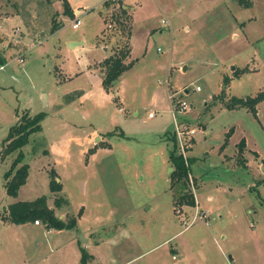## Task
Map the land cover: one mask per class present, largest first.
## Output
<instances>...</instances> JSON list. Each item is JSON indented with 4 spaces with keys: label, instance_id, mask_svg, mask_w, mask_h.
<instances>
[{
    "label": "rangeland",
    "instance_id": "1",
    "mask_svg": "<svg viewBox=\"0 0 264 264\" xmlns=\"http://www.w3.org/2000/svg\"><path fill=\"white\" fill-rule=\"evenodd\" d=\"M71 3L81 11L78 28L64 0H0V264H80L83 251L97 254L94 264H264V102L257 113L213 103L224 77L247 63L227 97L264 90V0L250 8L237 0ZM121 3L131 7L134 64L107 93L95 79L108 53L97 38L124 46ZM56 22L64 26L54 32ZM179 99L188 109L175 117ZM25 111L47 115L23 148L29 176L12 197L5 173L18 152L1 154ZM178 120L198 129L189 152L194 187L185 180L195 206L178 203L181 182L171 187ZM242 140L253 149L244 155ZM52 169L69 200L56 212L77 216V228L3 220L16 201L46 195L54 206Z\"/></svg>",
    "mask_w": 264,
    "mask_h": 264
},
{
    "label": "trees",
    "instance_id": "2",
    "mask_svg": "<svg viewBox=\"0 0 264 264\" xmlns=\"http://www.w3.org/2000/svg\"><path fill=\"white\" fill-rule=\"evenodd\" d=\"M255 0H237L238 4L244 8H250L253 6ZM107 3V2H106ZM64 7L66 14L74 17V11L72 10L69 1L64 0ZM129 8H125V5L121 3L120 14L116 16V22L122 23V17L127 20V25H125L127 30V40L124 41V46L116 49L113 46V53L107 57L100 66V73L102 76V84L107 92L113 91L123 75L133 67L134 62L129 61L131 55V44L130 39L132 36V17L129 13ZM64 24L56 22L53 26V31L60 30ZM111 39V38H110ZM6 62L5 56L2 54L0 49V67ZM248 70V67L243 69H235L233 76H225L222 86V90L219 94L213 96L214 104H221L223 108L226 109H236V108H247L253 113H257V106L264 100V90L259 91L255 95L247 96H232L227 97L226 91L231 84V79L234 77L241 76L242 73ZM174 103V99L172 100ZM18 116L17 122L10 127L9 135L4 142L2 158L5 159L9 154L16 151L18 152L16 158L13 160L10 169L5 173V186L9 196L17 197L20 188L25 185L29 176L30 165L25 161V154L23 148L30 142L32 136L37 133L42 132L43 126L42 121L46 117L45 112H40L35 115H31L29 112L25 111L24 114ZM233 129H230L226 141L224 144L228 143V139ZM109 134H114L112 131ZM173 141V149L170 156V160L173 163V172L171 173L172 185L175 186L176 183L183 184V190L181 195L178 197V203L182 206H195L196 200L194 195L187 190L185 180L188 179L190 168L186 165L184 158L177 153V139L175 134H172L171 138ZM240 147L243 148L245 141L242 140L239 143ZM48 153V150H45ZM191 164V159H189ZM51 181L50 188L52 195H54V206L51 207L48 202V196L42 195L32 201H16L12 203L8 211L2 216L3 220L15 225H21L29 222L42 221L43 224L48 229H74L78 226L77 216H73L69 219L60 218L56 213V208H63L65 205H69V200L63 196L59 195L63 190V184L58 181V174L55 169L50 172ZM177 204V199H175V205ZM82 264H88L89 255L86 251L82 253Z\"/></svg>",
    "mask_w": 264,
    "mask_h": 264
},
{
    "label": "built area",
    "instance_id": "3",
    "mask_svg": "<svg viewBox=\"0 0 264 264\" xmlns=\"http://www.w3.org/2000/svg\"><path fill=\"white\" fill-rule=\"evenodd\" d=\"M80 14L81 11L79 10L77 12V18L74 20L73 26L74 28H78L81 25V19H80ZM163 23L167 24L166 20H163ZM4 65L0 67V69H4ZM197 90H200L198 87ZM188 92V89L186 90ZM176 97V95H171V100H173ZM188 109V103L185 100L179 99L176 102V105H173L172 112L174 113L175 117H177V112H184ZM156 116V111H151L149 113V117L153 118ZM179 121V120H178ZM198 129L196 127H188L182 123V121H179L176 125V129L174 130V134L177 139V153L181 155L185 162L186 165L190 168L191 164L189 162L190 156L189 152L193 148L194 144V136L197 134ZM188 182L189 184L194 187V180L193 177L191 176V173L189 171L188 175ZM193 195L196 197L195 191ZM36 224H40V221H35Z\"/></svg>",
    "mask_w": 264,
    "mask_h": 264
},
{
    "label": "crops",
    "instance_id": "4",
    "mask_svg": "<svg viewBox=\"0 0 264 264\" xmlns=\"http://www.w3.org/2000/svg\"><path fill=\"white\" fill-rule=\"evenodd\" d=\"M69 1V4H70V6H71V8H72V10L74 11L76 8L75 7H73V5H72V3H71V0H68ZM254 4H255V1H254ZM254 4H253V6H254ZM252 6V7H253ZM125 8H131L130 7V5H125ZM80 9H76L75 10V13H77L78 11H79ZM74 13V14H75ZM11 18H15V17H11ZM10 18V19H11ZM250 19H252V18H250ZM240 25H241V23H240ZM106 27V26H105ZM187 27V31H189L190 30V26L189 25H187L186 26ZM162 30V29H161ZM105 32V28H104V30L102 31V33H104ZM102 33H101V35H102ZM235 36V39H239V36H236L237 35V30H236V28H235V30H234V32L232 33V36ZM99 36L100 35H98V38H97V43H100V44H102V45H104L105 46V49L108 51V53L107 54H105V56H104V60L107 58V57H109L111 54H112V51H111V48H113V46L115 45V39H114V37H112L109 41H106V42H99L100 41V38H99ZM131 38H132V36H131ZM81 41H84L85 42V40H81ZM78 44H80V43H77V45ZM99 44V45H100ZM130 44H131V55H130V58H129V61H133V57H132V50H133V45H132V42H131V39H130ZM249 44H251V43H246V45H249ZM238 54H241L240 52L238 53ZM235 57V56H234ZM103 60V61H104ZM228 61H231V60H228ZM228 61H225V63L226 62H228ZM248 67L249 68V63H247V64H245L244 65V67ZM97 67V66H96ZM98 69V68H97ZM232 73H234V72H232ZM233 76V75H232ZM102 77V76H101ZM123 78V77H122ZM96 80H97V84H98V86L97 87H103V89H104V86H103V84H102V81H100V80H98V78L96 77L95 78ZM259 89V88H258ZM105 90V89H104ZM260 91H261V89H260ZM86 92H83L82 94H81V96H79L78 97V99H81V98H84L85 96H86V94H85ZM108 93V92H107ZM169 96H171V95H169ZM48 98V100H49V97H47ZM171 99V98H170ZM264 102V100L261 102V103H263ZM260 103V104H261ZM259 104V105H260ZM221 105V104H220ZM259 105L257 106V110H259ZM121 111H123V109L121 108L120 109ZM172 110V109H171ZM206 127V126H205ZM203 131H204V128H203ZM95 136H96V133H95ZM224 144V143H223ZM228 144V143H227ZM247 145V146H246ZM246 145H245V147H243L242 148V150L241 151H243V152H240L242 155H244V152L245 151H247V150H250V151H252L253 149H251L248 145H249V142H248V140H247V142H246ZM227 147V146H226ZM226 147H225V149H226ZM224 149V150H225ZM224 150H222V146H221V150L220 151H224ZM256 151V150H255ZM257 151H259L258 149H257ZM256 151V152H257ZM49 152H50V154L52 155V153H51V150H49ZM254 152V151H253ZM258 153V152H257ZM49 154V155H50ZM258 155H259V160L260 161H263V163H264V157H262V155H260V153H258ZM246 159V158H245ZM247 160V159H246ZM248 163L245 161V165H247ZM19 195V194H18ZM209 199H212V197H209ZM49 205L51 206V207H53V205H51L50 203H49ZM57 213V212H56ZM57 215L60 217V218H63L64 216H63V214H59V213H57ZM9 223V222H8ZM31 223V222H30ZM9 224H11V223H9ZM33 225H35V226H42L41 224H36L35 222L34 223H32ZM11 225H15V224H11ZM23 225H25V224H21V226H23ZM47 228V227H46ZM48 229V228H47ZM49 231L50 230H52V229H48ZM64 230V229H63ZM51 232V231H50ZM59 232H62V230H58V233ZM87 252V254L89 255V263L88 264H94V262L95 261H97L98 260V256H97V254L93 251V253H90V252H88V251H86ZM82 254H81V258H80V264H82ZM96 264V263H95Z\"/></svg>",
    "mask_w": 264,
    "mask_h": 264
}]
</instances>
